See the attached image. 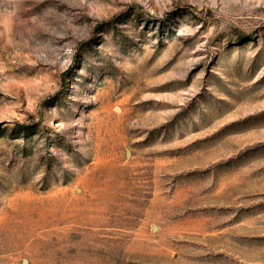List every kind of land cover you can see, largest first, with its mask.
<instances>
[{"label": "rangeland", "instance_id": "obj_1", "mask_svg": "<svg viewBox=\"0 0 264 264\" xmlns=\"http://www.w3.org/2000/svg\"><path fill=\"white\" fill-rule=\"evenodd\" d=\"M0 227V264H264V0H0Z\"/></svg>", "mask_w": 264, "mask_h": 264}, {"label": "bare ground", "instance_id": "obj_2", "mask_svg": "<svg viewBox=\"0 0 264 264\" xmlns=\"http://www.w3.org/2000/svg\"><path fill=\"white\" fill-rule=\"evenodd\" d=\"M62 191V190H61ZM48 208V207H47ZM48 215V214H47ZM51 215V214H50ZM3 218V217H2ZM5 218V217H4ZM50 218V217H49ZM38 227V226H37ZM60 227V226H59ZM68 227V226H67ZM1 228V227H0ZM38 234V233H37Z\"/></svg>", "mask_w": 264, "mask_h": 264}]
</instances>
